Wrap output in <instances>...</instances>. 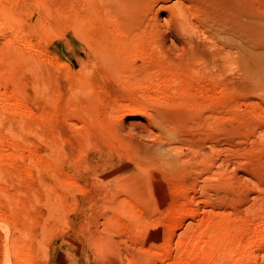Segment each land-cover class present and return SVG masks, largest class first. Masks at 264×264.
Wrapping results in <instances>:
<instances>
[{
  "label": "rangeland",
  "instance_id": "obj_1",
  "mask_svg": "<svg viewBox=\"0 0 264 264\" xmlns=\"http://www.w3.org/2000/svg\"><path fill=\"white\" fill-rule=\"evenodd\" d=\"M64 1L44 0L39 3L38 0H3L16 25L13 28L0 21V51L7 52H3L2 57L8 54L10 46L16 56L25 58L26 63H13L6 76H0V264H15L18 257L26 258L28 264H67L66 258L71 255L67 254V248H73L78 251L76 253L83 254V257L90 260L112 257L117 264H264V92L253 90L243 95L247 110L244 109L245 106L238 108V105L237 108L246 111L241 109L246 116L242 121L252 124L255 129L238 139L234 137L235 142L232 141L234 138L216 139L213 163L205 172L206 175L201 173V167L192 169L191 165L186 166L185 171L165 173L166 175L155 166H140L122 150L121 141L129 139L152 143L158 139V130L148 118L146 109L151 111L152 109H148L151 107L154 112L158 107L171 104L169 101L173 102L176 98L169 96L175 93L166 91V96L160 80L157 79L156 83L154 77L151 78L153 81L140 80L142 84L139 80L134 81L137 84L132 83L130 88H126L124 83L105 76L104 69L94 65L95 69L89 59L85 60V55H90L89 52L77 47L78 38L69 28V19L56 12L58 8L65 9L63 7L67 5ZM24 14L31 21L36 17V24L30 26L29 18H23ZM84 62H87L91 73L94 69L92 74L95 80L91 94L78 91L77 88L80 77L85 75L86 70L82 66ZM2 64L0 60L1 69ZM203 82V89H206L204 92L200 87L201 92L203 91L201 95L204 96L208 91L206 98L200 95L196 86L194 89L199 95L193 88L189 91L188 85L184 90H188L191 96H197V99H204L210 105L212 103V109L219 115H224L221 116L223 119L220 116V120L215 119L218 127L221 124L240 122L232 117L233 109L228 106L231 104L230 98L225 97L214 86L211 87L213 83L210 81ZM149 85L154 89H150ZM134 91L137 93L133 94ZM214 93L218 94L217 97H213ZM131 95L134 96L131 98ZM164 97H168L167 100ZM158 100L163 103L160 104ZM222 100L224 102L218 104ZM226 100L227 106H223ZM153 101L156 103H152ZM130 104H134L133 108ZM122 105L124 112L118 110ZM138 106L142 108L141 111L140 108L137 109ZM112 111L117 112L113 114ZM254 114L260 116L255 119ZM124 121L128 124L125 125ZM154 128L156 132L153 136L150 130ZM57 173L59 177L62 175L61 179L67 177L62 180L68 186L64 185L63 190L68 188L69 191H56L58 196L53 194L60 206L57 210H52L47 203V193L38 187L44 185L46 189L51 188ZM127 174L137 175L144 181L146 204L128 194L127 188L120 184L121 176ZM99 183L102 185L98 186ZM177 187L180 188L179 191ZM73 188L77 190L72 192ZM152 196L154 200L158 198V201L154 202ZM111 197H114L113 200ZM94 199L101 201L98 207L90 206ZM108 200L115 203L111 206L102 203ZM133 206L147 209V218L150 223L154 221L152 228L155 229L151 232L156 234L155 239H152L150 233L144 235L137 231L134 226L137 223L131 217L134 213ZM173 229L176 236L172 234ZM126 231L131 236L128 233L125 236ZM127 247H130L129 250ZM14 248L19 251L16 256L13 255ZM165 250L170 252L171 259L164 256ZM129 251H135L137 258L144 259L136 262L138 259H134L131 254L133 252ZM136 251L139 252V257ZM157 253H162V256ZM60 256L65 260L60 259ZM145 259L148 261H144ZM174 260L177 262L174 263Z\"/></svg>",
  "mask_w": 264,
  "mask_h": 264
},
{
  "label": "bare ground",
  "instance_id": "obj_2",
  "mask_svg": "<svg viewBox=\"0 0 264 264\" xmlns=\"http://www.w3.org/2000/svg\"><path fill=\"white\" fill-rule=\"evenodd\" d=\"M41 1L44 2V0H38L39 3ZM65 1L67 5L63 7L65 9L61 10L60 8L59 10L58 8L56 12L59 16L64 15L66 18L69 19L68 20L69 28L78 38L76 39L77 47L85 48V50L89 52L90 55H85V60L89 59L90 64H92L95 69H96L95 66H99L100 68L104 69L103 74L105 76H109V78L111 77V78L117 79L119 82L124 83L125 87L129 85L132 86L133 85L132 83L135 84L136 82H138V80L140 83V80L151 79L152 77H154V79H156L154 80L156 81V83H158L157 81L160 80L161 82L160 85H162L164 92L168 91V93L170 92L175 93L173 95L171 93L170 95L172 96H169V97L176 98L175 101L173 100L174 104L172 100L169 101L171 102V104H173L172 106L168 107L171 104L167 102L168 106L165 105L164 107L163 105L162 107H158L155 109L154 112H153L154 109L151 107L148 108V109H152L151 111L146 109V111H148V118L150 119L152 124L156 126V129L159 131V132L157 131L158 134L156 135L158 139L154 140V142L152 143L150 142L148 143V141L139 142V141L127 139L125 141H121L123 149L119 145L121 149L123 151L125 150L127 154L130 155L129 157H132L140 166H143V167L155 166L157 168L162 169L164 171V174L165 173L173 174L175 172L177 173V171H182V170L185 171L186 166L188 167L191 165V168L201 167L202 168L201 173L205 174V172H207L210 169L209 167L213 163L212 159H213V152L214 150H216L214 149V147H216L215 146L216 139L220 137H224V138L226 137L234 138L235 137L236 139H238L244 136L245 134H248L252 129L253 130L255 129V126H253L252 124H249L247 122L245 123L244 121H242L246 118L244 114L246 112L245 110H247V107H248L247 105H246L247 107L245 106L244 104L245 102H243L242 98H243V95L248 91L252 92L253 90H255V91L264 92V0H65ZM65 1H64V4H65ZM47 12L49 13L48 10ZM23 16H25L23 18L26 20L27 18H29V17H26L25 14ZM32 17H34V15ZM35 18H33L34 21L33 20L31 21L29 18L30 26L33 24H36L37 21H35ZM0 21H2L4 24H10L11 27L15 28L16 24L14 23L9 11L6 9V5L3 4V0H0ZM8 48H9L7 49L8 54H6V56L4 57L2 56L4 55V53H7V52L0 51L1 52L0 60H1V63L3 62L2 69L0 68L1 77L6 76L7 70H9L11 64L13 63L25 64L26 63L25 58H23L22 56H16L15 51L11 49L10 46H8ZM82 66L86 71H85V75L83 77L82 76L80 77L81 79H80V82H78L77 84V88L79 89L78 91L85 92L86 94H91L92 83H93V80H95L94 78L95 76L94 74H92L94 72V69L92 70L93 72L91 73V70L88 68L89 66L87 67V62H84ZM155 77H160V79L155 78ZM203 81L205 82L207 81L208 83L210 81L211 83H213L211 87L214 86L216 90H220L219 92L224 93L225 97H228V99L230 98L229 101L231 104L228 106H231L233 109L232 113L234 115L232 117L235 119H239L240 122H238L237 124H234V123L221 124V126L218 127V124L215 121V119L216 118L219 119L218 116L222 118L221 116L223 114L219 115L216 112V110L214 111L212 109V103L210 105L209 103H207L208 101L204 99H200V98L197 99V96L196 97L191 96V94L188 93V90L190 91L192 90V88L193 90H195L194 86H196V88H199V90L198 89L197 90L201 95V93L203 92V91L201 92V88L203 89V86L205 84ZM149 84L152 85L151 83ZM145 85H143V87ZM150 85H149V88H150ZM155 85L156 84L154 83V87ZM187 85H188V90H184ZM154 87L152 86L150 89L152 88L154 89ZM157 87L155 89H157ZM208 87L207 89H209ZM98 89L100 90V88ZM145 89L147 90V88ZM160 89L161 88H159L158 90L160 91ZM205 89H203L204 92H205ZM135 91L133 92V94L137 93V92L135 93ZM144 91L142 92L143 94H144ZM198 92H196V94ZM168 93L166 94V96H168ZM221 93L219 95H221ZM205 94L204 96L202 95L201 96L206 98L208 94L207 95ZM211 94H210L211 96L210 99H212ZM214 94L215 96L213 97H217L216 96L217 93H214ZM162 95L163 94H161V96ZM133 96L131 95V98ZM227 100H226V104H224L223 106L225 105L227 106ZM158 102L160 103L159 100ZM223 102L224 101L222 100V102H218V104L223 103ZM152 103H156V102L153 101ZM164 104L166 103L164 102ZM112 105L114 106L115 104H112ZM153 105H156V104H153ZM214 105H213V108H214ZM122 106L119 107L118 110L123 111L124 106L123 107ZM133 106L131 108H133ZM158 106H161V105H158ZM237 106L238 108L240 106H243V107L245 106L244 108L245 110L241 108L245 112L243 113V111L241 109L239 110ZM134 108H136V105ZM138 108L140 107L138 106L137 109ZM114 109H117V108H114ZM141 109L142 108H140V111ZM224 110L226 109H223V111ZM131 112L136 113L135 111H131ZM251 112L253 113V111ZM115 113L113 112V114ZM106 114H107V111H106ZM130 114L131 113L129 112V115ZM259 116H260L259 114L258 116H256V114L253 115L255 119L256 117H259ZM123 123H125V121ZM127 124L125 123V125ZM147 124L149 126V122ZM123 127H124V124H123ZM133 128L135 129V126ZM109 129L110 128H108V130ZM262 129H264V124H263ZM111 130L114 131L113 128ZM150 132L154 136V133L156 132L155 128L151 129ZM235 138L234 140L232 139V141L235 142ZM149 140L151 139L149 138ZM218 144H221V143H218ZM221 149L219 148V150ZM235 152L237 151L235 150ZM227 153L224 152V154H227ZM220 156L222 155L220 154ZM128 160L130 159L128 158ZM220 162H218L219 166H220ZM131 164H132V161H131ZM181 175H179L178 178H180ZM175 176L177 175L175 174ZM60 177H59V173H57V176L54 175L53 184L50 185L51 188L49 189H46V186L44 185H41L38 187V189H42L44 192L47 193V203L50 209L52 210H57L60 206V203L54 199L53 194L55 193V195L58 196L56 191H62L64 188V185L68 187L67 184L64 181H62L66 179L67 177L64 179H61ZM216 177L214 179H216ZM209 179L211 180L210 177ZM120 180L122 182L120 184L127 188L128 194H131L132 197L137 199L140 203L146 204L144 197L147 194L144 192V189H143L144 181L139 176L127 174V175L121 176ZM176 180H177V177H176ZM150 181L153 183L152 180ZM199 184H202V183H198V185ZM101 185L102 183L98 186H101ZM199 187L200 186H198V188ZM146 188H148V186ZM74 189L77 190V188H73L72 192ZM148 189L147 191H149ZM176 189H178V187ZM34 190L36 191V189ZM35 191L33 192V194L35 193ZM76 192L77 191H75V193ZM150 192L152 195V191ZM118 193H119V190H118ZM114 195L115 194H113V196ZM94 196L96 197V195ZM102 196H104V192ZM113 198L114 197H111L112 200ZM95 199L94 201L90 203V206L98 207L100 205L101 201H98ZM112 200L102 201V203L105 202V204H108V206H111L113 205V203H115ZM155 200L158 201V198ZM155 200L153 197L154 202ZM203 202L204 204L206 203L205 201ZM159 203H157L158 206H159ZM132 209H134V213L131 214V217H133L135 220V222L134 221L133 222L137 223L135 225L133 223L132 224L135 227H137V231H141L142 233H144V235L150 233L149 235L152 237V239H155L156 234L151 232L152 229H155V228H152L154 221L150 223V220L147 218L148 217L147 209H143V208L137 209L135 206H133ZM152 209L154 210L153 207ZM156 209L157 208L155 207V210ZM115 211L117 212V210ZM119 214L120 213H118V216ZM157 216H158V213H157ZM129 221H130V218H129ZM134 226L132 227L134 228ZM174 229L172 231V234L174 232ZM177 229H180V228L178 227ZM184 230L183 231L181 230V232L184 233ZM130 232H132V229ZM124 233L126 234L128 233V231ZM22 234L23 233H21V235ZM137 234L135 233V235ZM128 235H130V233H128ZM140 235H143V234H140ZM125 236H127V234ZM16 237L17 239H19V242H20L21 241L20 238H18L17 235ZM20 237L22 238V236ZM142 237H143L142 240H144V236ZM139 240L141 241L140 238ZM148 243L150 245V242ZM24 244L25 243H23V245ZM23 245H20V246H23ZM139 246L140 244L137 246V249ZM17 247L18 246H15V248ZM15 248H14L13 255L16 256L19 254V251ZM129 248L127 250H129ZM67 250H68L67 254L68 255L71 254L66 258V260H68L67 264H117L115 260H113L112 257H109L107 259L104 258V260H100L97 258L95 260H90V259L83 257V254L81 255L80 253H76L78 251L74 250L73 248H67ZM127 250L126 251L124 250V251L128 252ZM151 250L152 249H150V251ZM155 251H158V250H155ZM129 252H133V251H129ZM134 252L131 254H133L132 257L134 256V259H136L137 257L134 254ZM147 252H149V250ZM166 252L164 256L166 255L165 256L166 258L171 259L170 256L172 255L169 254L170 252H167V253ZM138 254L139 252L137 253V256ZM158 254L160 253H157V255ZM26 255H28V253ZM159 256H162V253ZM132 257H129V258H132ZM59 258L64 259L63 256H60ZM141 258L144 259V257H140V259ZM145 258H148V256ZM149 258L151 257L149 256ZM137 259L138 260H136V262L142 261L139 258ZM175 260H174V263L177 262ZM144 261H148V259L147 260L145 259ZM132 262H133V259H132ZM145 263L147 264V262ZM15 264H28V261L26 258L21 259L20 257H18Z\"/></svg>",
  "mask_w": 264,
  "mask_h": 264
}]
</instances>
